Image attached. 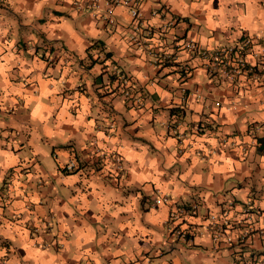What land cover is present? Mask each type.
Instances as JSON below:
<instances>
[{
	"label": "crops",
	"instance_id": "crops-1",
	"mask_svg": "<svg viewBox=\"0 0 264 264\" xmlns=\"http://www.w3.org/2000/svg\"><path fill=\"white\" fill-rule=\"evenodd\" d=\"M139 1L111 27L104 5L0 0V264L264 260V85L174 41L264 45V0ZM162 195L197 212L168 219Z\"/></svg>",
	"mask_w": 264,
	"mask_h": 264
},
{
	"label": "built area",
	"instance_id": "built-area-1",
	"mask_svg": "<svg viewBox=\"0 0 264 264\" xmlns=\"http://www.w3.org/2000/svg\"><path fill=\"white\" fill-rule=\"evenodd\" d=\"M73 6L79 11L83 10H97L101 6L105 7V21L111 26L118 25L114 18V8L118 4H124L128 8V12L134 22L140 19L139 14V0H72ZM158 11L157 13H159ZM175 20L174 18L172 19ZM177 47L189 54H194L202 61L203 67L212 77L217 81L224 83L232 89L244 91L245 87L259 84L264 85V45L259 44L255 37L249 34L241 33L237 38L225 43L216 44L213 47H203L199 42L191 39L183 41L174 40ZM253 58L252 60L248 58ZM180 70L184 75L191 71L188 65H181ZM215 106H220V101L214 102ZM209 126L217 130L219 127L216 121H203L199 124V130H208ZM116 160L121 163V158ZM154 205L161 203H170L174 205L168 214V219H184L195 215L198 209V202L178 203L172 201L170 197L164 195L154 197L152 200ZM211 220L215 216L210 215ZM37 231V228H35ZM231 239H229L230 241ZM45 245V244H44ZM258 264H264V260L257 261Z\"/></svg>",
	"mask_w": 264,
	"mask_h": 264
},
{
	"label": "rangeland",
	"instance_id": "rangeland-1",
	"mask_svg": "<svg viewBox=\"0 0 264 264\" xmlns=\"http://www.w3.org/2000/svg\"><path fill=\"white\" fill-rule=\"evenodd\" d=\"M114 34V33H113ZM101 36H103V38H105V36H107V34L104 32V33H102V35ZM117 35H113V41H114V38L116 37ZM115 45L117 46V47H119L120 45H121V43H119V42H116L115 43ZM109 49V48H108ZM181 178H184V179H186V177H181ZM187 181H188V179H186ZM181 200H185V199H181ZM216 264H226L225 263V261L224 260H222V259H218V260H216Z\"/></svg>",
	"mask_w": 264,
	"mask_h": 264
},
{
	"label": "trees",
	"instance_id": "trees-1",
	"mask_svg": "<svg viewBox=\"0 0 264 264\" xmlns=\"http://www.w3.org/2000/svg\"><path fill=\"white\" fill-rule=\"evenodd\" d=\"M107 55H109V53H107Z\"/></svg>",
	"mask_w": 264,
	"mask_h": 264
}]
</instances>
